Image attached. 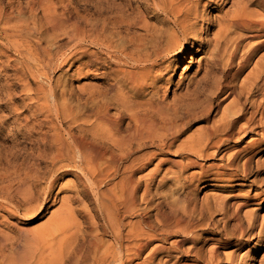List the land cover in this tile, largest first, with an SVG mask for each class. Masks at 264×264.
Masks as SVG:
<instances>
[{"label":"rangeland","instance_id":"374dc122","mask_svg":"<svg viewBox=\"0 0 264 264\" xmlns=\"http://www.w3.org/2000/svg\"><path fill=\"white\" fill-rule=\"evenodd\" d=\"M132 1L133 13L129 10L130 0H0V7L10 20V25H23L24 32L25 30L27 31L24 33L26 35H23L36 53L50 50L55 58L56 55H63L68 59L64 64L60 63V59H56L49 66H45L43 63L40 64V61H36V63L32 61L31 64L35 74L32 76L23 67L21 58L17 55L15 49L11 47L10 51L6 50L5 47L8 45L4 43V40H0V264H58V261L63 256L65 257L62 258L64 261L61 260L59 264H71L73 259L72 251L75 254L79 251V247L91 238L90 233L95 231L93 228L97 227L98 229L96 230L99 233L101 232L103 216L100 214L98 201L87 184L85 185L80 173L67 167L57 169L58 171L53 173L56 168L53 167L52 161L50 162L54 153L53 134L56 129L71 130L76 133L80 132L82 127H92L97 121H95V117L91 113L97 104L104 101L108 104V113L111 116H115L117 111L114 105H118V103L116 96L113 97L115 85L113 84L111 71L114 63L105 54L90 45H84L85 48H83L86 51L83 48L79 50L70 41L69 35L85 31L93 37L98 34V38L113 37L114 40L119 37L127 40L131 36L144 35V29L138 25L128 27L126 23V19L130 17L138 21L136 11L139 6L145 4L144 0ZM213 1H196V3L199 2V15H202L193 20H196L197 30H200L198 32L199 41L188 38L187 41L189 43L196 44L192 46L189 43L186 44L187 54L183 56L184 59L178 64L175 71L165 74L166 76L164 75L166 79L170 80L168 90L165 92V89L162 88L158 92V97L165 98V101L168 102L171 119L177 124L181 125L183 123L181 133L178 135L179 138L176 137V140L172 141L173 144L170 146V150L164 155L157 151L155 144L145 141L129 159L130 162L133 158L140 155H146L151 152L156 153L155 159L152 158L148 165L142 166L133 174V179L139 183V190L136 191L134 203L137 204L135 206H137L138 213L146 215L145 220L151 224L152 231L162 234L164 232L170 233V236L164 235L167 239L163 242L158 240L149 242L142 253V258L156 245L162 244L170 247L171 242L178 238H190L178 232L177 226L174 225L175 218L181 217L185 222L189 219L188 216L190 214L185 210H190L193 203L194 205L197 204L196 210L199 207L202 209L211 208V213L204 212V221L199 222L197 218H193L194 223H208L214 233V238H222L224 228L226 227L227 230H230L231 226L229 221L224 223L227 218L218 211V206L223 203L225 208L232 209L231 204L236 200H242V195L248 193L249 187L239 185V180L222 182L221 186H217L207 180L201 172L208 164H225L229 155L233 151L240 149L249 140L252 135L250 132L245 134L242 131H238L237 127H235L234 133L233 130L230 133L229 142L217 144L216 146L209 144L208 150L206 149L207 153L210 152L209 156L202 160H198L197 154L186 150L189 143L197 145L201 138L205 137L209 131L208 129L213 124L218 123L219 119L221 120L226 106L232 104L233 99L239 97L244 103L245 109L250 110V105L245 95L239 94L241 82L251 69L255 67L258 58L264 53V49L261 50L251 57L242 69L238 70L236 64L243 51L237 52L229 64L225 61V57L219 58L222 55V51L218 57L219 60L216 61L218 58H212L208 55L207 48H204V46L202 48L199 47V44L212 38L211 36L217 29L218 21L222 20V16L233 8L232 0H219L218 6ZM250 7L256 6L251 5ZM44 8L45 10L47 8V13L43 11ZM256 8L259 10L258 7ZM146 19L149 26L158 24L156 16L152 13H149ZM39 20L41 21L40 24L38 23L40 22ZM52 21L55 22L53 23ZM161 27L164 30L169 29L171 24L164 22ZM41 48L44 49L42 50ZM82 50L85 52H82ZM212 59L213 61H211ZM166 61L164 64L167 63ZM84 64H86V67ZM218 83L224 86L214 96L213 93L216 91ZM263 83L260 81L259 85L257 84L252 97H257V99L264 98ZM256 88H260L259 91ZM146 90L144 93H139L138 98L134 97L133 93H131L132 91L125 90V96L129 97L125 99H127L129 105L132 104L131 106L134 107L140 103L143 104L145 99L147 101L151 100L149 104L155 106V97L148 92L150 89ZM147 101H145V104ZM119 110L123 113L120 122V128L123 132L134 129V123L130 122L128 111L124 107L119 108ZM147 110L151 112L150 110L152 109L147 108ZM257 122L258 120L255 119L252 125H257ZM125 128L128 129L126 130ZM263 154L264 152L260 154L252 152L249 155L242 153L235 158V164L241 165L246 157H252L249 165L250 170L244 178L246 185H249L254 180L256 186L264 188V171L259 172L256 169V161L261 159ZM188 155L191 158L193 156L195 160L197 159L199 164H205L203 168L186 165L187 161L189 162L187 159L189 158L187 157ZM162 158L163 161L157 166L158 172H153L154 166ZM138 161L143 163L142 160ZM138 161L136 162L138 163ZM167 174L169 176H178L181 184H183L182 189H179V186L175 187L174 177H168ZM163 176H166V178L160 181ZM119 178L111 177L101 188L103 190L109 188L105 191H110L114 187L115 182L118 183ZM191 183L192 186L189 187V190L188 185ZM202 183L205 184V187L200 189L199 187ZM145 185H148V188L142 196ZM23 186H26L24 188H27V192H24L26 190H24ZM187 190L191 194L189 196H192L189 198L188 203L183 201V196ZM254 190L258 192L261 189L255 188ZM253 193L255 192L253 191ZM206 204L207 206H205ZM202 205L205 207H202ZM244 209L246 207L241 208L240 212L242 213ZM204 211H208L207 208ZM63 212H66L65 214L74 213V220L71 219L66 222V225L60 226L55 219ZM256 214L260 221V218L264 216V207L258 209ZM131 217V221L139 219L137 215L136 217L134 215ZM93 223L95 224L93 225ZM195 229L197 230L194 234L201 239L199 244H203L202 246L206 248L210 242L202 243L204 240L203 236L208 238L209 235L200 227ZM66 230H76L77 232L69 234V231V237L65 233ZM63 231L66 234V242L62 247L63 250L61 249L59 252V246L55 245L57 242L55 240H58L60 233L63 235ZM258 232L259 227L247 233L252 238V244H249V248L253 247L256 252L251 253L252 255L250 254L249 257H244L246 259V261L244 259L245 264H264V246L259 248L261 242H258ZM53 239L54 241H52ZM103 239L108 241L105 235ZM68 242L69 245H67ZM74 242L75 244H73ZM182 247L185 248L186 244H182ZM231 250L233 249L218 248V253L223 258ZM244 250L243 248L236 251L235 255L241 257ZM58 252L61 256L55 255ZM161 255L163 254L160 253L157 258H160ZM56 257H59V259Z\"/></svg>","mask_w":264,"mask_h":264},{"label":"bare ground","instance_id":"6f19581e","mask_svg":"<svg viewBox=\"0 0 264 264\" xmlns=\"http://www.w3.org/2000/svg\"><path fill=\"white\" fill-rule=\"evenodd\" d=\"M196 1L198 0H144L145 4L143 6H139L136 11V15L139 20L137 21L133 17L126 19L128 27L138 25L144 29L145 34H142V36H131L127 40L120 39L121 37H119L117 40H114L113 37L98 38V34H96V37H93L85 31L69 35L70 41L73 45L79 48V50L83 48L84 45H90L101 51V53L105 54L106 57L114 63L115 67L113 66L111 71L113 84L115 85L113 89V97L116 96L115 98H117V103L119 105H114L117 112L115 116H111L108 113V104L106 101L100 104H97L96 102L97 106L94 105L95 108L91 114H93L97 123L93 124L92 127H82L80 132L76 133L71 130L56 129L53 134L54 153L50 159L53 167H56L55 169L52 167V169H54L53 173L65 167L78 171V173L82 176L85 185L87 184L91 192H93L96 196L95 199L98 201L97 204L99 206L97 204L96 205L100 208V214L103 216V228H101V232L99 233L98 230H96L98 229L97 227H94L95 229L93 228L95 231L90 233L91 238L88 241L86 240L87 242L83 241L84 243L79 247V251L76 250L77 252L75 254L74 251H72L73 259L71 260L72 262L69 261L71 264H245V256L249 257L251 253L256 252L253 247L249 248V244H252V238L249 237L247 233L249 231H253L257 227H259V232L257 233L258 242H261L259 248L260 246H264V216L261 217V220L259 221L256 214L258 209L264 207V188L256 186L254 180H252V183H249V185L244 183V178L250 170L249 165L251 164L250 161L252 157H244L245 159L241 165H238V163L235 164V158L238 157L239 154L244 153L245 155H249L252 152L254 154L264 152V98L257 99V97H252L255 92L254 88L257 87V84L260 81L264 82L263 53L260 57L258 56V61L256 63L254 62L255 67L251 69L241 82L239 94L245 95V98L250 105V110L248 111L245 109L244 103L239 97H237V99H233L232 104L226 106L221 120L219 119L218 123L213 124L212 127L208 129L209 131L206 133L205 137H202L197 145L189 143L187 145L188 149L185 148L187 151L189 150L190 152L197 154L198 160H202L206 157L208 158L209 156L210 152L207 153L208 145L211 144L212 146H216L217 144L220 145L225 142H229L230 133L232 130L234 133L235 127H237L238 131H242L245 134L247 132L252 134L249 140L242 147H240V149L233 151L229 155L228 161L225 164H208L201 172L207 180L213 182L217 186H221L223 184L222 182H234L239 180V185L249 187L250 190L248 189V193H244L245 195H242V200H236L233 203L231 202L232 209L225 208L223 203H220V205V200L218 198V204L220 205L218 206V211H220V213L227 218L224 223L228 221L230 222V230H227L225 227L224 234L221 236L222 238L215 239L214 233L208 223L197 224V222L194 223L193 219L197 218L199 222L204 221L205 213H211V208L209 209V207H206L208 211H204L206 208L202 209L197 207L198 210H196L195 208L197 204L194 205L193 203L190 210H185L190 214V216H188L189 219L185 222L181 217L175 218L176 221L174 225L177 226L178 232H181L190 238H178L174 242H171L170 247L163 246L162 244L156 245L150 249L145 257L142 258V253L147 248L149 242L154 240L163 242L167 239L166 236L170 233L164 232L162 234L160 232L155 233L152 231L153 228L151 224L145 220L146 215L144 216L143 213H138L137 206H135L136 203H134V197L137 194L136 191L139 190V183L135 182L133 174L142 166L146 164L148 165V163L152 161V158L155 159L156 153L151 152L146 155H138L139 157L133 158L130 162L129 159L132 157V154L144 144L145 141H150L155 144L157 151L164 155L168 152V150H170L169 148L173 144L172 141H175V138L181 133L183 123L180 125L171 119V116L169 115L170 108L168 102L165 101V98H159L158 92H160L162 88L165 89V92L168 90L170 80L166 79L165 74H170L175 71L178 64H180V62L184 59L183 56L187 54L186 44L189 43L187 41L188 38L194 41L199 39L198 32L200 30H197L196 20H193L201 17L202 15H199V2L196 3ZM232 1L233 8L222 16V20L218 21L219 23L217 24V29L211 36L212 38L199 44V47L202 48V46H204V48H207L208 55L212 58H218L222 51V55L219 58L225 57V61L229 64L232 62L237 52L243 51L236 64L239 70L246 65V62L251 57L264 49V0ZM132 2L133 1L130 0L129 10L133 13L134 7L132 6ZM213 2L216 6H218L219 0H214ZM222 2L226 3L224 1ZM251 5L258 7L259 10L256 7H253L254 9L251 8ZM43 11L47 13V8L46 10L44 8ZM149 13L156 16V20H158L157 25L149 26L146 21ZM163 21L171 24V27H169V29L171 28L170 31L169 29L164 30L161 27L162 24H164ZM10 23V20L6 17L4 11L0 7V40H4V43L8 45L3 47L9 51L11 47L15 49L17 55L21 58L23 67L30 75H35L31 64L32 61H35V63L36 61H40V64L43 63L45 66L53 64L56 59H60V63L63 64L67 62L68 59L63 55H56L55 58V56L51 54L50 50H44L43 52L41 51L40 53H36L30 43L26 41V37L24 36L26 34L24 33L27 31L25 30L24 32L23 25H10ZM38 23L40 24L41 21ZM189 44L192 46L196 43ZM84 50L86 51V49ZM85 51L82 50V52ZM219 58L216 59V61L219 60ZM160 61L161 63H159ZM165 61L167 63L164 64ZM211 61H213V59ZM85 65L86 64H84V66ZM223 86L224 85L221 83H218L216 91L213 89L215 92H212L214 96L215 93L221 91ZM146 89H150L148 92L155 97V106L149 104L151 100L147 101L145 98V101H147L146 104L143 100L144 103L142 104L139 102L140 104L136 105V107L131 106L132 104L129 105L127 99H125L129 98L125 96V90L130 92L132 91L131 93H133L134 97L136 96V98H138L137 96L140 95L139 93H144ZM257 89L258 88H256V90ZM151 95L150 97H152ZM106 98L109 99L108 97ZM123 107L128 111L130 122L134 123V129L128 131V128H125L127 130L125 133L120 128L123 113L120 112L119 108ZM147 108L152 109L150 110L151 112H149ZM255 119L258 120L257 125H252ZM240 122L242 123L240 124ZM189 155L191 154L189 153ZM189 155L187 156L189 157L187 158L189 162L187 161L186 165L199 166L200 168H203L205 164H199L197 159L195 160L193 159V156L191 158ZM138 160H142L143 163ZM136 161H138V163ZM161 161H163V158L162 160L159 159L158 163L154 166L155 168L153 169V172H158L157 166L159 163L161 164ZM127 162H129V164H127ZM57 164L60 165L57 166ZM256 169L259 172L264 171V154L261 159H257ZM148 174L150 175V173ZM111 177L120 178L118 183L115 182L113 185L114 187H111L112 189L106 192L105 190L109 188L103 190L101 187ZM168 177H174L175 187L179 186V189H182L183 184H181L178 176L168 175ZM164 178H166V176H163L160 181ZM25 183L24 185L27 184ZM190 186H192V183L188 185V188ZM24 187L26 186H23V188ZM204 187L205 184L202 183L199 188L202 189ZM147 188L148 185H145L142 196L146 193ZM255 188L261 190L257 192L254 190ZM24 190H26L24 192H27V188H24ZM189 190H187V192L185 191L186 194L184 193L185 195L183 196V201L186 203H188L190 200L189 198L192 197L189 196L191 195L189 194L190 192H188ZM253 191L255 193L252 194ZM205 206H207V204ZM205 206L202 205V207ZM243 207H246V209H244L241 213L240 210ZM138 208L140 209V207ZM65 213L63 212V214L57 216L55 219L59 222L60 226L66 225V222L73 219L74 213L70 214L71 211L70 213ZM132 215L135 217L137 215L139 219L137 218V220H133L134 222L131 221L130 218H132ZM94 224L95 223H93V225ZM199 227L209 235L208 238H204L203 236L204 240L202 243H205L206 241L210 242L207 247L205 246L206 248L202 246L203 244H199L201 239L194 234L197 230L195 228ZM66 231L65 233L68 234L70 230ZM71 232L75 233L77 231H70L69 234ZM65 233L64 231L63 235L60 233L58 240H55L57 241L55 245L59 246V252L66 242ZM104 235L108 238V241L103 239ZM54 237L56 238V236ZM54 239L52 241H54ZM73 244H75V242ZM182 244H186V247L183 248ZM67 245H69V242ZM72 246H70V248H72ZM218 248H232L233 250L227 252L222 258L218 253ZM243 248L245 249L244 252H242L243 254L241 257H237L238 255H235V252L242 250ZM59 252L55 255L61 256L59 255ZM160 253L163 255H161L160 258H157ZM56 258L59 259V257ZM62 258L60 261L63 260ZM60 261H58V264Z\"/></svg>","mask_w":264,"mask_h":264}]
</instances>
